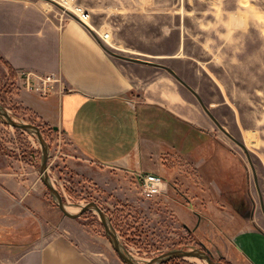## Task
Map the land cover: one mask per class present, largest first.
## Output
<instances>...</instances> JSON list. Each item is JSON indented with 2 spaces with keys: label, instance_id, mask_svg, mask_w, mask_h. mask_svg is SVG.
I'll list each match as a JSON object with an SVG mask.
<instances>
[{
  "label": "rangeland",
  "instance_id": "374dc122",
  "mask_svg": "<svg viewBox=\"0 0 264 264\" xmlns=\"http://www.w3.org/2000/svg\"><path fill=\"white\" fill-rule=\"evenodd\" d=\"M33 1L69 16L63 0ZM70 2L90 11V25L100 34L110 32L105 45L115 58L125 62L135 57L176 69L209 113L184 87L188 121L166 107L145 105L140 94L134 96L143 119L142 135L160 153L156 163L172 164L156 172L170 177L172 185L146 197L137 173L94 166L63 132L25 107L24 85L16 81L5 89L8 70L0 61V106L15 121L41 128L49 145L47 172L70 207L67 210L76 213L96 202L121 249L139 263L204 244L216 264H246L231 250L229 238L245 215L264 228V0ZM173 54L181 58L158 57ZM41 164L37 135L10 125L0 115V264H44L52 244L60 239L99 264H126L97 210L77 218L63 213L42 180ZM185 261L209 264L198 257L163 264H188Z\"/></svg>",
  "mask_w": 264,
  "mask_h": 264
},
{
  "label": "crops",
  "instance_id": "0c3cea01",
  "mask_svg": "<svg viewBox=\"0 0 264 264\" xmlns=\"http://www.w3.org/2000/svg\"><path fill=\"white\" fill-rule=\"evenodd\" d=\"M105 42L89 25L70 15L52 13L33 0H0V54L17 74L27 71L60 77L45 95L23 88V105L43 123L63 132L94 166L134 174L167 170L172 164H157L160 153L156 144L142 135L143 119L134 96L140 94L145 105L166 107L188 121L184 87L194 93L207 113L209 109L176 69L162 62H138L135 57L122 62ZM158 57L181 58L176 54ZM17 83L23 85L22 79L17 78ZM189 121L200 124L192 118ZM162 177L167 191L173 182ZM242 223L229 238L231 250L246 264H264V228H258V222L246 215ZM44 264L99 263L60 239L52 244Z\"/></svg>",
  "mask_w": 264,
  "mask_h": 264
},
{
  "label": "water",
  "instance_id": "95a60500",
  "mask_svg": "<svg viewBox=\"0 0 264 264\" xmlns=\"http://www.w3.org/2000/svg\"><path fill=\"white\" fill-rule=\"evenodd\" d=\"M135 60H139V59H135ZM0 115L6 118V121L10 125L17 127V128H21L26 131H30L37 135L40 141V144L42 146V164H41V174L43 175L42 180L45 183V185L49 188V190L57 198L59 208L63 211V213L66 216L71 217V218H77L81 216L84 212H86L87 210H91V209L97 210V212L100 215V219L105 227L106 233L110 237L113 243L114 249L117 251L119 257L122 259L123 262H125L126 264H163L173 258L198 257V258L206 260L209 264H216L214 261L212 252L204 244H202L203 248L170 250L156 257H153L152 259H150L149 261L145 263H139L133 260L121 249L117 234L115 233L113 228L109 225L105 212L101 209V207L96 202L92 201V202L87 203L86 205L82 206L80 211L76 213H73L67 210L61 193L59 192L57 188L53 186V184L50 181L48 172H47L48 171V159H49V145L43 136V132L41 128L38 125H35L33 123H23V122L15 121L11 117V115L7 112V110L3 109L1 106H0Z\"/></svg>",
  "mask_w": 264,
  "mask_h": 264
},
{
  "label": "built area",
  "instance_id": "2783aa9c",
  "mask_svg": "<svg viewBox=\"0 0 264 264\" xmlns=\"http://www.w3.org/2000/svg\"><path fill=\"white\" fill-rule=\"evenodd\" d=\"M63 1L64 12L75 17L80 22L89 25L102 40L107 42L110 38V32L100 34L97 29L90 25L91 13L87 8L78 3L70 2L71 0ZM17 76L22 79L23 85L28 90H35L44 95L53 88V83L60 80V77L55 74L40 76L27 71L19 72ZM137 174L141 179L142 192L146 197L157 196L165 191V179L160 174L154 172H137Z\"/></svg>",
  "mask_w": 264,
  "mask_h": 264
},
{
  "label": "trees",
  "instance_id": "16d2710c",
  "mask_svg": "<svg viewBox=\"0 0 264 264\" xmlns=\"http://www.w3.org/2000/svg\"><path fill=\"white\" fill-rule=\"evenodd\" d=\"M0 61L5 65V67L7 68L8 70V78H7V81L4 83V87L5 89H7V87H13L15 86V83L17 81V73H16V70L11 66V64L0 54ZM3 86L1 87V82H0V94L2 93L1 90L3 88ZM9 90V89H7ZM185 263H188L189 262H186Z\"/></svg>",
  "mask_w": 264,
  "mask_h": 264
},
{
  "label": "bare ground",
  "instance_id": "6f19581e",
  "mask_svg": "<svg viewBox=\"0 0 264 264\" xmlns=\"http://www.w3.org/2000/svg\"><path fill=\"white\" fill-rule=\"evenodd\" d=\"M67 209H68V206H67ZM69 209H70V207H69ZM69 209H68V210H69Z\"/></svg>",
  "mask_w": 264,
  "mask_h": 264
}]
</instances>
